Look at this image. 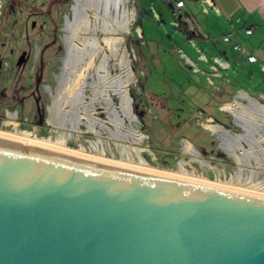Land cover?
<instances>
[{"label":"water","instance_id":"1","mask_svg":"<svg viewBox=\"0 0 264 264\" xmlns=\"http://www.w3.org/2000/svg\"><path fill=\"white\" fill-rule=\"evenodd\" d=\"M0 264H264V196L0 134Z\"/></svg>","mask_w":264,"mask_h":264},{"label":"rangeland","instance_id":"2","mask_svg":"<svg viewBox=\"0 0 264 264\" xmlns=\"http://www.w3.org/2000/svg\"><path fill=\"white\" fill-rule=\"evenodd\" d=\"M135 2L142 8L139 13L135 11ZM186 2L188 4V0ZM72 4L73 0H0L1 131L19 132L33 139L43 138L51 144H56L58 137L64 135L66 148L87 155L99 154L103 158L134 164L143 160L154 169L195 174L206 181L225 184L235 179L239 172L245 177L250 170L257 174L256 180L264 178V168H258L256 163L236 164L220 148L218 136L211 135L208 125L215 124V119L228 122L235 129L240 127L232 115L207 106L215 100L213 94H204L198 89L206 83L202 82L200 74L194 73L183 56L188 54V41L186 35L180 32L188 29V13L183 10L180 18L175 17L174 10L163 0H127L126 4L133 22L129 24L130 32L124 35L121 49L133 73L127 91L133 100L134 120L122 114L118 97L109 92L119 112L113 106L112 109L120 118H125L124 131L132 127L142 140L134 143L110 138L107 128L113 129V126L106 105L91 104V78L83 81L91 105L88 104L95 108L94 117L102 121L106 128H98L97 135L88 130L84 118L80 120L79 132L76 133L50 125L49 108L56 94V78L65 55L64 29L66 20L71 19ZM177 33L181 34V38ZM96 36L101 41L104 38L101 32H97ZM224 44L225 51H233L230 44ZM99 58L94 62L95 66L99 65ZM114 63L113 60L108 62L111 74L116 72ZM238 66L234 70L239 74ZM89 75L96 77L97 74L90 71ZM240 75V84L250 90L253 87L258 89L252 90L251 94L264 101L259 96V92H264V73L260 70L249 72L246 78ZM233 100L245 101L238 96ZM39 111L43 116L41 137L32 129L39 122ZM210 112L215 116H211ZM80 114L83 115V112L80 111ZM192 124H201L204 130H196L200 125L194 127ZM183 139L196 144L198 152L186 153ZM205 146L207 151L202 150ZM124 147L128 154L124 153Z\"/></svg>","mask_w":264,"mask_h":264},{"label":"bare ground","instance_id":"3","mask_svg":"<svg viewBox=\"0 0 264 264\" xmlns=\"http://www.w3.org/2000/svg\"><path fill=\"white\" fill-rule=\"evenodd\" d=\"M126 4L127 0H77V4L73 8V18L71 21H67L64 29V44L67 55L63 62L62 71L57 78V95L52 97V105L49 108V122L55 129L74 133L79 132L78 125L80 124V120L84 118L87 121L88 130L91 132L98 135L99 131L97 129L103 130V123L94 117L95 108L93 106L90 107V103L85 100L84 90H86V86L83 83L86 78L90 77L88 75L89 72L95 69L94 62L103 53L104 56L99 58L100 63L97 68V76L90 77L89 85L92 89L91 104L97 102L106 105L110 115V122L113 126V129L107 128L112 140L132 141L134 143L137 140H142L141 135L134 128L130 127L124 131L125 118L123 116L120 118L117 115V109L109 94L111 92L115 97H118L119 109L122 114L134 120L135 117L132 115L131 107L132 99L127 91V87L132 81L133 73L129 67L128 60L123 56V49L120 51L124 35L130 32L129 24L133 22ZM97 32H101L104 35L102 41L96 36ZM105 50L109 53H104ZM109 60L115 61L116 72L114 76H110L108 70L107 65ZM101 71L102 75H100ZM259 105L254 100H249L245 105L237 101L225 105V109L236 117L237 122L240 124L239 126L244 128L245 135L243 136H231L225 133L218 125H208V128L218 136L222 147L231 155H234L236 148L240 144V140H244L247 143L248 150L243 153L241 158H237L236 160L239 164L248 163V160L253 158L256 161L257 167L264 168V150L259 148L256 138L260 133L261 125H264V107ZM112 106L116 110L112 109ZM80 111L83 112V115L80 114ZM0 134L132 168L211 183L264 196V178L256 180V175L253 171L245 177L242 176V172H239L235 179L223 184L203 180L195 174L185 175L183 172L160 171L146 164L143 160H140V164H134L107 157L103 158L99 154L87 155L73 148H66L64 135L58 137L56 144H51L50 141H46L43 138L33 139L19 132L13 134L0 130ZM123 150L125 154L129 153L125 147ZM191 150L192 146L186 142L185 152H190Z\"/></svg>","mask_w":264,"mask_h":264},{"label":"crops","instance_id":"4","mask_svg":"<svg viewBox=\"0 0 264 264\" xmlns=\"http://www.w3.org/2000/svg\"><path fill=\"white\" fill-rule=\"evenodd\" d=\"M186 1L183 10L188 13V29L180 33L186 35L188 54L183 56L193 67L194 73L200 74L202 82L206 83L198 89L204 94H213L215 100L207 106L224 113V106L234 103L236 96L260 102L258 97L251 94L252 90L258 89L245 88L240 84L239 75L246 78L249 72L257 73L260 70L264 73V0H188V4ZM169 6L174 10L172 4ZM141 9L135 2L136 13ZM156 15L159 16L158 13ZM248 28H254V33L246 37L245 30ZM137 30L141 33L140 27ZM233 30L245 38L249 52L258 57V62L249 63L247 56L240 57L231 43L227 44L232 46L233 51H225L223 36ZM180 33H177L178 37ZM236 66L240 67L238 71L241 73L234 70ZM259 96L264 99V92H259ZM210 113L215 116L213 112Z\"/></svg>","mask_w":264,"mask_h":264},{"label":"flooded vegetation","instance_id":"5","mask_svg":"<svg viewBox=\"0 0 264 264\" xmlns=\"http://www.w3.org/2000/svg\"><path fill=\"white\" fill-rule=\"evenodd\" d=\"M120 51H122V49L120 50ZM104 56V54L102 55V57ZM100 63V62H99ZM108 66V65H107ZM99 67V65H97V66H95V69H93L92 71H94L96 74H97V68ZM89 75V74H88ZM100 75H102V71H101V73H100ZM115 74H111L110 73V76H114ZM89 76H91V75H89ZM97 76V75H96ZM90 77H88V79H89ZM90 82V81H89ZM87 94H86V90H85V100L86 101H89V97L87 96ZM243 98H245V97H243ZM248 100H245L243 103H241L240 101H237L238 103H240V104H242V105H245V104H247L248 102H249V100H253V99H249L248 97H246ZM255 101V100H254ZM260 103H262V104H264V101H260ZM258 105V104H257ZM260 106V105H259ZM264 107V106H263ZM200 110V109H199ZM200 113L201 114H203L204 113V111L201 109L200 110ZM224 113H226V114H230V115H232V119L234 118V116H233V114L231 113V112H229V111H227V110H225L224 111ZM42 121H43V116H42V112H40L39 111V122L37 123V125L36 126H32V129H34V128H38V131H39V133L41 134V123H42ZM102 122V121H101ZM103 123V122H102ZM214 123L215 124H213V125H218V124H220V125H223L224 126V128L226 129V130H230L232 133H238V134H243L244 132H245V130H244V132H243V130H242V127L241 126H239L240 128L239 129H235L234 127H231V126H229V123L227 122V123H222V122H220V121H218L217 119H215V121H214ZM194 127L196 126V125H200V128L198 127V128H196V130H200V131H202V129L204 130V128H203V126H201V124H196V125H194V124H192ZM244 129V128H243ZM260 133L258 134V136L256 137L257 138V140H258V146H259V148L260 149H262V150H264V125L262 124L261 125V127H260ZM209 130V129H208ZM210 131V133H211V135L213 134V132L211 131V130H209ZM224 131V130H223ZM225 133H227L226 131H224ZM229 135H231L232 136V134H230V133H228ZM210 135V134H209ZM245 135V134H244ZM243 136V135H242ZM236 137H240V136H236ZM218 139V138H217ZM184 140V142H185V145H186V142L187 143H190L189 141H188V139H183ZM218 141H219V144H220V148L221 149H223L231 158H232V161H234L236 164H239L238 163V161H236L237 160V158H241L242 157V155H243V153L245 152V151H247L248 150V145H247V143L244 141V140H240V144H239V146L236 148V150H235V152H234V155H231L230 153H228L223 147H222V144H221V141L218 139ZM190 145L192 146V150L190 151V152H186V153H189V154H196L197 152H198V149H197V147H196V144H193V143H190ZM186 147V146H185ZM208 148V147H207ZM207 148H206V146H205V148H203L202 150L203 151H207ZM195 149V150H194ZM242 150V151H241ZM249 162L248 163H246V162H244L243 164H248V165H250V163L252 164V163H256V161H255V159H253V158H251V159H249L248 160ZM258 168H262V167H258ZM254 172V174L256 175V179H257V174L255 173V171L254 170H250V172ZM244 177V176H243Z\"/></svg>","mask_w":264,"mask_h":264},{"label":"built area","instance_id":"6","mask_svg":"<svg viewBox=\"0 0 264 264\" xmlns=\"http://www.w3.org/2000/svg\"><path fill=\"white\" fill-rule=\"evenodd\" d=\"M166 3L172 4L174 8L175 17L180 18L183 9L185 8L184 0H163ZM254 33V28H248L245 30V36L249 37ZM223 40L226 43H231L234 50L239 56H247L249 63L258 62V57L255 54H251L245 44V38L236 30L231 31L223 36Z\"/></svg>","mask_w":264,"mask_h":264}]
</instances>
